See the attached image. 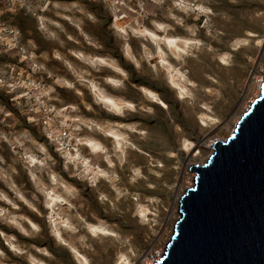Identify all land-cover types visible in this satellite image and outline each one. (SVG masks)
Masks as SVG:
<instances>
[{"label":"clouds","instance_id":"9594fccd","mask_svg":"<svg viewBox=\"0 0 264 264\" xmlns=\"http://www.w3.org/2000/svg\"><path fill=\"white\" fill-rule=\"evenodd\" d=\"M248 3L0 0V264H151L186 122L215 123L264 49Z\"/></svg>","mask_w":264,"mask_h":264},{"label":"water","instance_id":"95a60500","mask_svg":"<svg viewBox=\"0 0 264 264\" xmlns=\"http://www.w3.org/2000/svg\"><path fill=\"white\" fill-rule=\"evenodd\" d=\"M206 163L155 264H264V72L258 96Z\"/></svg>","mask_w":264,"mask_h":264},{"label":"rangeland","instance_id":"374dc122","mask_svg":"<svg viewBox=\"0 0 264 264\" xmlns=\"http://www.w3.org/2000/svg\"><path fill=\"white\" fill-rule=\"evenodd\" d=\"M245 8L254 11L256 9L254 0H249ZM234 15L239 17L240 13H234ZM4 18L11 19V14L6 13ZM14 22L25 31L33 27L32 22L22 15L17 17ZM103 35L107 39V34ZM263 53L264 49L249 50L248 55L253 57L254 63L243 56L238 57L241 67L232 74V83L225 101L217 106L215 123L209 126H197L186 122L190 133V143L178 153L174 160L170 161V164L175 167H171L167 172L164 178L166 188L164 192L158 194L161 201L159 223L154 232L141 239L143 250L151 258L156 254L162 255L171 238L173 221L175 219L177 221L179 216L178 199L193 185L194 173L191 171V167L206 163L212 154L209 146L229 137L241 115L257 97L264 72ZM0 99L7 102L6 97H0ZM65 256L67 257V254Z\"/></svg>","mask_w":264,"mask_h":264},{"label":"bare ground","instance_id":"6f19581e","mask_svg":"<svg viewBox=\"0 0 264 264\" xmlns=\"http://www.w3.org/2000/svg\"><path fill=\"white\" fill-rule=\"evenodd\" d=\"M263 63H264V53H263ZM261 82H262V80H261ZM260 86H261V84H260ZM259 90H260V87H259ZM257 96H258V95H257ZM247 109H248V108H247ZM245 111H246V110H245ZM245 111H244V112H245ZM241 116H242V115H241ZM240 118H241V117H240ZM237 123H238V122H237ZM236 125H237V124H235V126H236ZM210 134H211V133H210ZM196 147H197V146H196ZM209 147H210L211 151L213 152L212 145H210ZM192 172H193V171H192ZM193 180H194V179H193ZM193 184H194V181H193ZM192 187H193V185H192ZM180 198H181V197H179V199H178V208H179V200H180ZM175 221H176V219L173 221V224H172V225H173V228H174V225H175ZM164 251H165V250H164ZM164 251H163V253H164ZM162 255H163V254H162ZM162 255H157V256H158V258H159V257H161ZM151 263H152V262H151Z\"/></svg>","mask_w":264,"mask_h":264},{"label":"built area","instance_id":"2783aa9c","mask_svg":"<svg viewBox=\"0 0 264 264\" xmlns=\"http://www.w3.org/2000/svg\"><path fill=\"white\" fill-rule=\"evenodd\" d=\"M158 254H156L155 256H153V258H152V264H155L156 263V261L160 258H158V256H157ZM158 258V259H157Z\"/></svg>","mask_w":264,"mask_h":264}]
</instances>
